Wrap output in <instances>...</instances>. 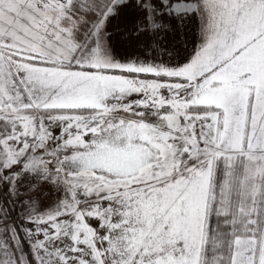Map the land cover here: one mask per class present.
Here are the masks:
<instances>
[{"label":"snow or ice","instance_id":"obj_1","mask_svg":"<svg viewBox=\"0 0 264 264\" xmlns=\"http://www.w3.org/2000/svg\"><path fill=\"white\" fill-rule=\"evenodd\" d=\"M0 264H264V0H0Z\"/></svg>","mask_w":264,"mask_h":264}]
</instances>
